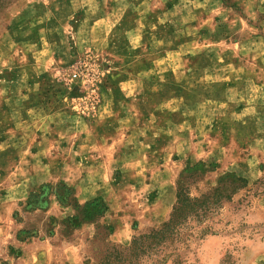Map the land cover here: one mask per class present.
Returning a JSON list of instances; mask_svg holds the SVG:
<instances>
[{"label": "rangeland", "instance_id": "rangeland-1", "mask_svg": "<svg viewBox=\"0 0 264 264\" xmlns=\"http://www.w3.org/2000/svg\"><path fill=\"white\" fill-rule=\"evenodd\" d=\"M56 7L50 12L45 0H14L0 12V62L5 63L7 51L13 57L11 67L0 72V78L5 87L6 81L15 78L16 65L23 62L28 68L17 81L16 91L20 93L28 82L34 92L24 97V104H39L41 94L60 92L69 97L63 103L67 102L77 117L85 119L100 103L101 85L117 63L116 53L127 49L128 44L123 33L116 30L90 42L87 31L78 29L83 9L61 22L56 17ZM261 15L255 13L252 19ZM44 17L50 20H43ZM55 21L64 29L57 30ZM166 27L160 24L159 33L165 35ZM42 28L47 30L45 41L40 37ZM23 41L27 44L20 45ZM43 41L47 55L36 53ZM165 54L163 49L158 52V66L167 64ZM34 66L37 72L33 71ZM163 99V95L159 96L158 103ZM156 115L152 123V130L159 133L156 142L149 151H141L137 165L126 168L111 160L119 154L112 151L100 152L108 167H96L94 158L84 152L75 159L71 149L59 150L65 144L51 145L38 154L39 145H32L38 136L34 129H40L38 117L32 115L33 121L22 122L31 133L25 135L17 129L20 134L16 132L14 145L0 147V264H98L97 259L110 244L128 245L134 235L161 225L170 214L178 189L198 196L227 174L245 178L250 191L238 189L229 201L222 202L206 222L211 233L193 237L184 249L183 259L186 264H264V192L259 193L264 181L254 184L264 176V166L249 178L231 168V163L244 159L251 135H229L230 128L237 131V124L213 121L204 144L217 140L220 148L212 152L211 158H198L165 150V126L173 117L166 108H159ZM63 123L56 125L62 133ZM3 127L1 124L0 132ZM175 127L176 132L182 131L183 126ZM174 129L168 133H174ZM59 139L66 141L64 136ZM34 160L38 164L33 165ZM45 185L48 190L36 202L27 203L31 194ZM95 197H101L107 206L99 224L112 226L108 235L100 228V234L92 238L93 226L87 221L77 229L48 234L53 218H65L72 214L73 204Z\"/></svg>", "mask_w": 264, "mask_h": 264}, {"label": "crops", "instance_id": "crops-1", "mask_svg": "<svg viewBox=\"0 0 264 264\" xmlns=\"http://www.w3.org/2000/svg\"><path fill=\"white\" fill-rule=\"evenodd\" d=\"M45 2L50 12L57 6L56 17L61 22L82 8L84 15L78 29L87 31V40L92 42L116 30L123 33L127 49L116 53L117 63L101 85L100 103L85 119L77 117L67 102L63 103L69 97L60 92L41 94L39 104H24V97L34 92L26 82L17 93L16 83L28 68L19 62L15 78L6 81L5 87L0 78V125L4 124L0 147L14 145L16 132L20 134L17 129L25 135L31 133L22 122L33 121V115L40 123V129H34L38 136L32 144L39 145L38 154L51 145L65 144L59 150L71 149L75 159L84 152L94 158L96 167H108L100 154L105 151L119 153L111 157L117 166H135L141 151H149L156 142L159 133L152 130V123L159 108H166L173 120L169 118L172 122L165 126V150L211 158L220 144L217 140L204 144L208 130L213 121L229 120L239 126L236 132L230 128L229 135H251L244 159L231 163V168L249 178L264 166V0ZM255 13L263 15L255 20ZM58 23L55 21V28L63 30ZM160 24L167 25L165 35L159 33ZM46 33L42 28L40 37L44 41ZM44 41L36 53L48 54ZM26 44L23 41L20 45ZM160 47L166 53L164 66L157 65ZM8 53L5 63L0 62V72L11 67L13 57ZM33 71L37 72L35 66ZM162 95L164 99L158 103ZM59 123L65 125L63 133L56 130ZM175 126H183L182 131L176 132ZM170 129L174 133H168ZM62 136L66 141L59 139ZM33 162L38 164L37 160Z\"/></svg>", "mask_w": 264, "mask_h": 264}, {"label": "trees", "instance_id": "trees-1", "mask_svg": "<svg viewBox=\"0 0 264 264\" xmlns=\"http://www.w3.org/2000/svg\"><path fill=\"white\" fill-rule=\"evenodd\" d=\"M14 0H0V12ZM264 176L254 182L262 183ZM48 190V186L40 187L37 193L31 194V200L36 202L42 192ZM238 189L250 191L245 178L235 174H227L220 178L218 184L207 189L198 196L178 189L175 202L168 218L159 226L150 228L147 232L134 235L128 245L119 246L110 244L101 257L98 264H186L184 249L188 248L191 239L202 237L211 233L210 225L206 222L213 217V213L221 207L222 202L229 201ZM264 192V189L259 192ZM258 193V194H259ZM62 200V198H60ZM72 214L57 220L53 218L49 235L54 236L58 231L79 227L84 221L93 226L92 238L103 228L108 235L112 226L101 225L107 211V206L101 197H95L83 203L72 205ZM97 231V232H96ZM87 240V239H86Z\"/></svg>", "mask_w": 264, "mask_h": 264}, {"label": "built area", "instance_id": "built-area-1", "mask_svg": "<svg viewBox=\"0 0 264 264\" xmlns=\"http://www.w3.org/2000/svg\"><path fill=\"white\" fill-rule=\"evenodd\" d=\"M75 75V74H74Z\"/></svg>", "mask_w": 264, "mask_h": 264}]
</instances>
